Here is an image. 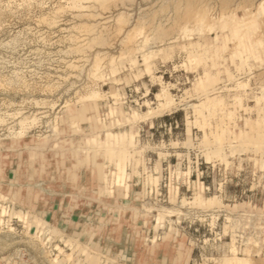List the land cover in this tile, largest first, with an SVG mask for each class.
Segmentation results:
<instances>
[{
    "label": "rangeland",
    "instance_id": "rangeland-1",
    "mask_svg": "<svg viewBox=\"0 0 264 264\" xmlns=\"http://www.w3.org/2000/svg\"><path fill=\"white\" fill-rule=\"evenodd\" d=\"M85 103L143 176L128 224L188 264H264V0H0V151ZM100 263L132 264L0 197V264Z\"/></svg>",
    "mask_w": 264,
    "mask_h": 264
},
{
    "label": "crops",
    "instance_id": "crops-1",
    "mask_svg": "<svg viewBox=\"0 0 264 264\" xmlns=\"http://www.w3.org/2000/svg\"><path fill=\"white\" fill-rule=\"evenodd\" d=\"M98 110L88 103L75 107L54 136L0 151V197L99 253L132 264H188L183 249L153 243L128 224L130 205L146 193L143 176Z\"/></svg>",
    "mask_w": 264,
    "mask_h": 264
},
{
    "label": "bare ground",
    "instance_id": "bare-ground-1",
    "mask_svg": "<svg viewBox=\"0 0 264 264\" xmlns=\"http://www.w3.org/2000/svg\"><path fill=\"white\" fill-rule=\"evenodd\" d=\"M32 124H34V121L31 119V120H27L26 118H24V119H22V120H20V122H19V125H20V130L19 131H26V129L27 128H30V126H32ZM75 152V151H74ZM134 168V167H133ZM10 207V206H9ZM9 209H11V207L9 208ZM6 212V210L4 209L3 210V212ZM8 212V216L10 217V218H14V217H21V218H25V219H27V216H26V214L25 213H23V212H16V211H14V210H8L7 211ZM11 220V219H10ZM37 220V219H36ZM159 224V223H158ZM29 225V224H28ZM41 227H44V226H41ZM158 227H156V229H157ZM39 232H42L43 233V235L47 232L45 229H43V228H39V230H38ZM47 234V233H46ZM65 240V239H64ZM67 243V242H66ZM69 244V246H71V247H74V246H72L70 243H68ZM77 248V247H76ZM78 250V249H77ZM85 255V254H84ZM88 255V254H87ZM91 261H95V260H93V259H90ZM86 262V261H85ZM96 262V261H95ZM94 262V263H95ZM99 262V261H98ZM98 262H96V263H98ZM101 264V263H100Z\"/></svg>",
    "mask_w": 264,
    "mask_h": 264
}]
</instances>
